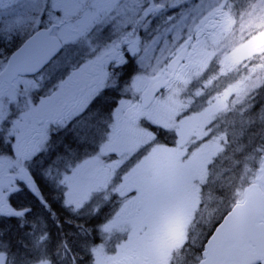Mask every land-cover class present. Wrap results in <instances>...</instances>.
I'll use <instances>...</instances> for the list:
<instances>
[{
	"label": "snow or ice",
	"instance_id": "6c2138e0",
	"mask_svg": "<svg viewBox=\"0 0 264 264\" xmlns=\"http://www.w3.org/2000/svg\"><path fill=\"white\" fill-rule=\"evenodd\" d=\"M211 2L216 6L208 15L216 17V36L230 33L236 21L228 0ZM186 3L188 0H170L173 10ZM157 4L158 0H26V14L8 27L0 26V50L6 42L13 39L19 41L6 59L0 58V148L7 144L12 154L8 157L0 152V214L6 212L15 217L25 215L23 211L14 210L3 194V189L9 187L4 182L5 178L17 184L15 190H32L34 173L24 165L43 154L51 138V127L64 130L72 128L96 104L100 93L90 89L85 94L84 89L94 74L102 72L105 63H118V58L124 56L125 47L132 56L141 51L137 28L145 21L151 23L149 18L163 10ZM248 26L250 29H264V15L252 18ZM21 33L24 34L23 38ZM105 36L107 42L102 45L100 41ZM93 44L96 47H91ZM154 44L155 41L145 46L142 60L151 58ZM84 45L89 46L91 53L87 61L80 59L83 53L79 49ZM211 55L201 52L199 59H190L179 71L174 70L170 75L179 84H188L193 77L201 75ZM256 55L264 56V31H258L223 55L219 62L221 70L234 69L245 59ZM171 67L175 69V65ZM257 67L264 69V64ZM49 82L53 90L44 95L45 85ZM143 84L141 78L135 85L136 90L141 91ZM254 86L244 80L237 82L223 96L215 97L214 104L195 116L190 114L192 101L189 100L186 106L175 95L180 92V87L173 89L174 95L169 96V111L181 125L176 129L180 143L175 149L153 147L151 155L137 169H133V173L151 167L163 155L172 168L182 172V188L173 198L143 218V236L138 237L133 231L131 238L120 246L119 254L108 258L110 264H173L177 254L183 253L188 247L185 241L189 236V226L197 209L203 207L202 189L194 180L198 177L201 184L206 182L209 175L207 165L213 157H218L224 151L222 141L227 139L225 135L210 139L209 121L219 113L228 111L229 93H235V104ZM13 108L16 109L15 115ZM188 121H198L200 130H187L186 134L185 125ZM5 125H8L7 135H4ZM160 126L168 127L167 124ZM133 130L137 133L142 131ZM120 131V115L117 112L112 135L98 146L96 154L84 161L80 168L92 165L103 167L104 157L121 155L120 149L116 147ZM33 132L39 133V142L31 140ZM197 135L207 142L193 153L188 163H181V149L185 141ZM197 159L200 160L199 167L193 169V161ZM13 168L17 171L9 176ZM136 190L139 198L145 197L144 186L138 183ZM117 191L124 195L123 185ZM238 197L228 218L217 225L201 245L197 264H242L226 259L225 251L238 233L248 229L258 230L264 242V159L259 162V170L251 187L239 192ZM75 206L79 209L81 204L76 203ZM115 227H120L119 216L104 231L111 232ZM93 251L99 257L103 249L96 248ZM0 264H7L2 254ZM42 264L49 262L44 260ZM257 264H264V261H257Z\"/></svg>",
	"mask_w": 264,
	"mask_h": 264
},
{
	"label": "flooded vegetation",
	"instance_id": "af4514ba",
	"mask_svg": "<svg viewBox=\"0 0 264 264\" xmlns=\"http://www.w3.org/2000/svg\"><path fill=\"white\" fill-rule=\"evenodd\" d=\"M24 1L0 0V26L8 27L23 17L19 14L26 11V6H23ZM163 10L165 11L166 8ZM5 13L8 15H3ZM149 19L151 23L145 21L137 28V34L141 39V51L136 56H132L127 53L125 47L124 56L118 58V63H105L102 72L94 74L85 85V94L90 89H95L97 93H100L96 103L103 97L110 101V105L103 111L106 125L98 144L85 148V154L80 148L78 160L69 159L70 153L78 149L75 132L86 120V117L91 114V107L88 114L72 128L66 130L57 127L50 128L51 138L43 154L24 165L34 173L35 183L32 185V190H15L17 188L15 183H12L8 177L5 178L4 182L13 185L14 188L10 191L5 187L3 194L7 196L14 210L25 213L23 217L10 216L6 212L0 214V254L5 256L7 264H42L44 260L50 264H94L93 261L96 258L93 255V249L94 246L101 244L99 232H103L106 227L102 221L104 218L115 217L113 207L118 197L115 194L106 196L105 199L94 197V194H98V189L101 190V188L97 186L93 190L96 177L93 169L87 166L79 168L76 173L74 171L84 161L90 160L96 154L98 146L108 138V127L114 119L115 109L120 108L121 127L131 128L138 125L142 110L150 108L149 106L145 109L142 106V101L143 93L151 81L158 76L157 48L154 49L159 34L154 18L150 17ZM215 19L211 16L207 17L196 30L195 39L192 41L189 38L185 41L184 46L178 51V53L181 51L184 53L181 66L187 64L190 59L198 58L200 42L215 36L218 31L214 23ZM23 35L21 33V38ZM154 41L151 58L142 60L145 46ZM106 42L107 37L105 36L100 43L104 45ZM18 43L19 41L16 39L6 42L0 50V58L6 59ZM91 47H96V44ZM88 48V45H84L79 49L83 53L80 56L81 60L87 61L91 57ZM177 54L166 61L167 66ZM162 66L163 64L160 67ZM141 78L144 81L142 90L135 91V85ZM52 90L51 82H49L45 85L44 95L50 94ZM15 113L16 109L13 108V114L15 115ZM7 129L8 125H5L4 135H7ZM31 140L39 142V133L33 132ZM0 152L8 157L12 155L8 151L7 144L0 148ZM112 156V160H108V156L105 157L107 160H104L103 167L96 165L98 170L109 168L106 174H102L104 179L107 177L121 178L123 167L126 165L125 155L113 154ZM21 163L24 162L21 160ZM15 171L17 169H11L9 176ZM76 185L86 188L88 191L86 198L82 199L76 195L74 190ZM18 191H21V194H18ZM102 192L104 195L109 194L103 188ZM70 200L73 203H68ZM76 200H80L81 207L79 209L75 206ZM97 200H101L102 205L97 202L94 206ZM139 210L140 205L124 203V215L121 217L130 220L138 214ZM42 237L44 239H41ZM78 249L81 250V253H78ZM109 257L113 256H105L101 264H110Z\"/></svg>",
	"mask_w": 264,
	"mask_h": 264
},
{
	"label": "rangeland",
	"instance_id": "374dc122",
	"mask_svg": "<svg viewBox=\"0 0 264 264\" xmlns=\"http://www.w3.org/2000/svg\"><path fill=\"white\" fill-rule=\"evenodd\" d=\"M156 6L166 7L167 11L160 12L154 18L158 20V23L168 22L159 29L158 33L160 36L156 40L155 50L157 48L158 69L161 61L175 55L187 38L194 37L196 30L199 28L202 21H204L206 17H209V12L212 11L216 4L212 3L211 0H188V3L173 10L170 6V0H158ZM172 11L174 12L169 15ZM3 15L8 14L5 13ZM19 15L24 16L25 14ZM216 33L210 40L207 41L205 39L204 44L200 42L197 59L200 58L201 52L212 53L216 50ZM210 58L211 56L208 57V59ZM213 63L215 64V61H213ZM247 70L251 76V74L257 72L258 68L248 67ZM232 79H235V77H232ZM245 82L248 83L247 81ZM256 83H259V81H256ZM177 86L181 87V84L175 81L171 84L169 89L158 96L157 100L148 110L141 112V120L138 121V125L131 128L121 127L118 143L116 144V147H118L121 153L126 156V165L123 167L121 178L107 177L104 179L102 174H106V171L109 170V168L98 170L96 165L89 166L93 169L94 175L96 176L94 178L93 190H95L97 186H100L101 188V190L98 189V194H94V197L98 196L97 198L105 199L106 196L112 194H115L118 197V199L115 200V206L113 207L115 209L113 212L115 217H110V220L105 219L104 224L108 226L116 220L118 216L120 217V227L113 228L111 232H105L103 230L104 238H102L101 244H99V246H94V249H103V252L99 257H97L93 251V255L96 258L93 261L94 264H101L105 256H117L120 251V246L125 244L131 238L133 231H136L138 237L143 236V231L141 230L143 227V218L154 208L173 198L182 188V172L172 168L163 155H161L159 160L153 162L151 167L139 169L136 173H133V169H137V166L151 155L153 147L175 149L179 145L180 137L176 129L180 128L181 125L177 123L176 116L169 111V96L174 95L173 89ZM221 86H223V84H221ZM210 93L211 90H209V98L201 97L196 103L192 102L190 113L192 116H195L196 113L203 111L205 108L210 107L211 104L216 102L215 98H211ZM175 95L176 98L182 100L186 106L188 105V101L191 100L180 93ZM236 99L237 97L234 93L233 101ZM232 104L235 105L233 102ZM109 105L110 101L106 97L101 98V100L92 107L90 111L91 114L87 116L86 120L77 128L75 139L77 140L78 149L77 151L70 153V160L75 161L79 159L80 148L83 149V154H85V148L96 146L98 144L99 140L102 138L101 136L106 125L102 111ZM229 107H231V105L228 103V109ZM117 112L120 113V108L115 109L113 112L114 119L108 127L109 133L107 137L112 135V128L116 123ZM226 112H221L216 117L219 118L224 116ZM221 119L222 118L216 120L217 128L213 131L214 133L217 131H222L224 133L227 137L224 142L227 144L228 151L222 156H219L220 160L218 161V165L216 167L214 166V172L210 167L213 160H216L218 157H213L212 161L207 165L212 179H209L205 184L210 183L211 186L206 192H202L201 195L204 204H208L210 201L215 200L218 204V209L212 218L206 222L205 230L198 233L193 240L194 247L190 249L186 248L183 253H178L177 257L173 260V264H197L201 245L208 238V234L212 232L218 222L226 215L235 197L239 198L238 193L243 191V186L250 180H253L256 175L255 171V174L251 177V174L248 172L247 162L249 160L251 161L250 154L256 144L257 122L230 116L222 123ZM161 124H167L168 127L162 128L160 126ZM198 124V121H188L185 125L186 134L187 130L191 129L199 131ZM225 126H228L231 130H224ZM133 129H140L142 131L137 133ZM154 129H164L173 132L176 135L174 145L168 146L158 141L153 132ZM170 132L160 131L159 134L161 139L171 141L170 136L172 133ZM206 142L207 141L202 140L198 135L192 137L190 140H186L181 149V163H188V161L192 159L193 153L199 151ZM134 151L139 152L136 157L133 155ZM56 155H58V153H56ZM103 159L107 160L105 157ZM112 159L113 156H108V160ZM199 164V159L193 161V169L198 168ZM79 168L80 166L77 169ZM77 169L74 173L78 172ZM194 182L199 184L201 189L205 185L204 183L201 184L198 177ZM138 183L146 189V195L142 199L139 198V194L136 190V185ZM8 185L9 187H7V189L14 188L13 185ZM121 185H123L124 195H120L117 191ZM15 186H17L16 183ZM102 188L109 194L104 195ZM74 190L78 197L82 199L86 198L88 193L86 188H81L79 185H76ZM18 194H21V191H18ZM221 196L225 197V199L221 200ZM75 202L79 203L80 200H76ZM97 202L102 205L101 200H97L94 206ZM124 203H127V205H140L138 214L130 220L122 219L121 217V215H124Z\"/></svg>",
	"mask_w": 264,
	"mask_h": 264
},
{
	"label": "clouds",
	"instance_id": "9594fccd",
	"mask_svg": "<svg viewBox=\"0 0 264 264\" xmlns=\"http://www.w3.org/2000/svg\"><path fill=\"white\" fill-rule=\"evenodd\" d=\"M228 5L232 9V14L236 21L232 27V31L217 37L215 41L216 50L212 52L211 58L207 66L202 70L201 75L199 77H193L188 84H181L179 93L190 98L193 103H196L201 97L209 98V90H211V98L223 96L234 84L244 80L255 86L251 87L235 105H242L245 109L251 108L260 111L264 109V103L258 100V97L264 94V69L258 68L257 72L251 74V76L247 69L248 67H256L264 64V56L256 55L250 59H245L237 65L236 68L227 71L221 70L219 62L223 55L230 53L234 46L246 42L252 35L258 33V31H264V29H257L255 27L250 29L248 26L252 18L264 15V0H228ZM213 61H215V64ZM161 63H163V61H161ZM161 72H163V69H161ZM232 77H235V79H232ZM256 81H259V83H256ZM221 84H223V86H221ZM197 92L200 93L199 96L196 95ZM233 99L234 93H229L228 103L231 107H229L228 111H231L232 107L235 106L232 104ZM217 119L218 117H214L209 121L210 127L208 128V132L211 134L210 139H215L216 137L224 135L222 131H217L215 133L213 131L217 128ZM222 144L224 151L220 153L218 157L228 151L227 144L224 141H222ZM209 179L211 180L212 177ZM210 186V183H206L202 188V192H206ZM223 199H225V197L221 196V200ZM202 205L203 207L197 209L193 222L188 229L189 236L185 243L188 245L187 248L189 249L194 247L193 240L198 233L205 230L206 222L212 218L218 209V204L215 200L210 201L208 204H204L202 200Z\"/></svg>",
	"mask_w": 264,
	"mask_h": 264
},
{
	"label": "water",
	"instance_id": "95a60500",
	"mask_svg": "<svg viewBox=\"0 0 264 264\" xmlns=\"http://www.w3.org/2000/svg\"><path fill=\"white\" fill-rule=\"evenodd\" d=\"M182 57L183 55L180 54L173 61L169 67V72L172 73L174 70L177 71ZM172 65H175V69L171 67ZM169 72L166 74L168 80L158 78L146 91L143 100L145 107H148L155 96L168 85L171 79H173V76L170 75ZM234 208L235 206L232 210H234ZM230 212L226 215L223 221L228 218ZM223 221L220 224H222ZM225 258L242 262V264H257V261H264V242H262L258 230L248 229L238 233L231 242V245L226 249Z\"/></svg>",
	"mask_w": 264,
	"mask_h": 264
},
{
	"label": "trees",
	"instance_id": "16d2710c",
	"mask_svg": "<svg viewBox=\"0 0 264 264\" xmlns=\"http://www.w3.org/2000/svg\"><path fill=\"white\" fill-rule=\"evenodd\" d=\"M258 100L261 103H264V94H262L260 97H258ZM103 111H104V109H103ZM230 116L235 117V118L240 117L243 120H252V121L257 122L256 144L254 145V148L252 149L251 154H250L251 155V161L249 160L247 162L248 172L250 174H251V172L255 173V171L258 169V161H259L260 157L264 154V109H262L260 111H256L255 109H251V108L245 109V108H243V106L239 105L236 108H234L233 111L228 113L227 116L223 117L221 119V122L223 123ZM228 129H230L228 126L224 127V130H228ZM219 160H220V157H218L213 162L212 166L210 167V169H212L213 172H214V166L216 167L218 165ZM210 177H211V174H210ZM247 184L248 183H246L243 186V188H245ZM238 199L239 198L235 197L233 203L230 205V208H232V206L238 201ZM78 253H81L80 249H78Z\"/></svg>",
	"mask_w": 264,
	"mask_h": 264
}]
</instances>
